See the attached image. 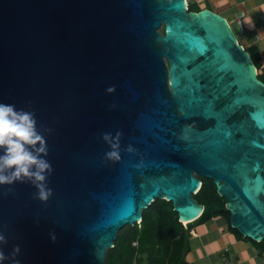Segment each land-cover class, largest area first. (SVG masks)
Returning <instances> with one entry per match:
<instances>
[{
  "label": "water",
  "instance_id": "obj_1",
  "mask_svg": "<svg viewBox=\"0 0 264 264\" xmlns=\"http://www.w3.org/2000/svg\"><path fill=\"white\" fill-rule=\"evenodd\" d=\"M257 75L227 21L186 0H0V103L35 112L54 169L46 202L30 183L0 186L5 255L18 245L20 264H103L154 200L180 223L198 218L199 178L225 200L229 226L261 241ZM118 131L110 160L102 134ZM187 249L188 235L180 257Z\"/></svg>",
  "mask_w": 264,
  "mask_h": 264
},
{
  "label": "crops",
  "instance_id": "obj_2",
  "mask_svg": "<svg viewBox=\"0 0 264 264\" xmlns=\"http://www.w3.org/2000/svg\"><path fill=\"white\" fill-rule=\"evenodd\" d=\"M186 2L193 11L208 9L222 16L237 42L256 61L257 73L264 78V0ZM229 227L221 215L193 223L187 228V252L180 258L185 264H219L224 257L232 264H264V250Z\"/></svg>",
  "mask_w": 264,
  "mask_h": 264
},
{
  "label": "trees",
  "instance_id": "obj_3",
  "mask_svg": "<svg viewBox=\"0 0 264 264\" xmlns=\"http://www.w3.org/2000/svg\"><path fill=\"white\" fill-rule=\"evenodd\" d=\"M187 11H193L189 3H187ZM160 31L163 32V29L161 28ZM251 59L258 69L256 61L253 57ZM257 77L264 83L261 75L258 74ZM199 179L202 185L193 195L194 199L203 206V211L198 218L183 225L178 221L170 201L154 200L141 211L142 218L138 224L126 226L118 232L113 246L105 251L103 264H141L142 262L185 264L179 255L187 236V228L197 221L207 220L215 215H221L229 225V213L224 208L225 200L218 196L211 180ZM230 229L241 236L235 229ZM246 239L253 242L249 238ZM133 242H136V246L132 244ZM253 244L264 250V238Z\"/></svg>",
  "mask_w": 264,
  "mask_h": 264
},
{
  "label": "clouds",
  "instance_id": "obj_4",
  "mask_svg": "<svg viewBox=\"0 0 264 264\" xmlns=\"http://www.w3.org/2000/svg\"><path fill=\"white\" fill-rule=\"evenodd\" d=\"M106 91L113 93L115 87H109ZM46 131L51 132V129ZM121 135L119 131L115 136L111 133L102 134L103 141L111 149L105 154L107 159L116 161L120 159ZM127 151L133 152L134 149L129 145ZM47 156L46 137L38 128L35 112L18 110L13 104L0 103V186H11L17 182L30 183L37 189L36 198L46 202L53 194L52 189L48 187V177L54 171L46 159ZM8 191H12L11 187ZM50 239L56 241L55 233H50ZM7 243L5 235L0 233V264L9 259L11 264H20L16 259L20 247L15 246L9 257L3 251V246Z\"/></svg>",
  "mask_w": 264,
  "mask_h": 264
},
{
  "label": "built area",
  "instance_id": "obj_5",
  "mask_svg": "<svg viewBox=\"0 0 264 264\" xmlns=\"http://www.w3.org/2000/svg\"><path fill=\"white\" fill-rule=\"evenodd\" d=\"M140 221H137V224L139 223ZM134 246H136V242H133L132 243ZM219 264H232L227 258H222L221 261L219 262Z\"/></svg>",
  "mask_w": 264,
  "mask_h": 264
},
{
  "label": "bare ground",
  "instance_id": "obj_6",
  "mask_svg": "<svg viewBox=\"0 0 264 264\" xmlns=\"http://www.w3.org/2000/svg\"><path fill=\"white\" fill-rule=\"evenodd\" d=\"M201 185H202V183H201V184L198 186V188L196 189L195 194H196V192L199 190V188L201 187ZM202 211H203V208H202L200 214L202 213ZM182 223H183V224H184V223L186 224V222H182Z\"/></svg>",
  "mask_w": 264,
  "mask_h": 264
},
{
  "label": "rangeland",
  "instance_id": "obj_7",
  "mask_svg": "<svg viewBox=\"0 0 264 264\" xmlns=\"http://www.w3.org/2000/svg\"><path fill=\"white\" fill-rule=\"evenodd\" d=\"M185 224V223H184ZM122 233H125V231H122ZM123 235V234H122ZM141 264H146L145 262H142Z\"/></svg>",
  "mask_w": 264,
  "mask_h": 264
}]
</instances>
